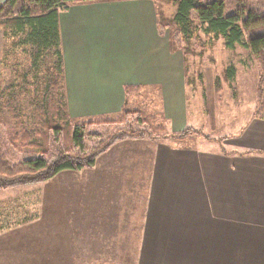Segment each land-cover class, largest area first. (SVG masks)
Returning <instances> with one entry per match:
<instances>
[{
	"label": "crops",
	"instance_id": "0c3cea01",
	"mask_svg": "<svg viewBox=\"0 0 264 264\" xmlns=\"http://www.w3.org/2000/svg\"><path fill=\"white\" fill-rule=\"evenodd\" d=\"M58 27L70 118L114 115L137 86L159 90L168 133L189 126L183 59L151 0L74 4ZM238 129L216 151L121 140L91 167L0 189V264H264V119Z\"/></svg>",
	"mask_w": 264,
	"mask_h": 264
},
{
	"label": "trees",
	"instance_id": "16d2710c",
	"mask_svg": "<svg viewBox=\"0 0 264 264\" xmlns=\"http://www.w3.org/2000/svg\"><path fill=\"white\" fill-rule=\"evenodd\" d=\"M94 1L101 0H3L0 3L3 40L10 42L12 49L31 48L32 67L37 72L44 65L47 53L53 58L50 66L45 67L41 87L29 96L27 113L21 114L14 104L16 86L0 88V107L6 108L16 128L9 142L37 153L34 158L13 160L0 131V189L40 183L63 170L91 167L121 140L170 136L186 141L198 133L190 126L168 133L166 121L152 98L137 97V86L125 88L124 102L114 115L69 117L63 89L58 13L71 5ZM173 21L187 38L194 29H199L222 36L227 48L240 45L249 51L258 64L254 116L264 119V0H177ZM8 55L5 51L1 62ZM229 71H233L232 67ZM98 126L103 130H98ZM89 140L93 141L90 145Z\"/></svg>",
	"mask_w": 264,
	"mask_h": 264
},
{
	"label": "rangeland",
	"instance_id": "374dc122",
	"mask_svg": "<svg viewBox=\"0 0 264 264\" xmlns=\"http://www.w3.org/2000/svg\"><path fill=\"white\" fill-rule=\"evenodd\" d=\"M176 1L155 0V3H152L155 6L159 29H162L163 33L161 40H169V49L173 52L167 50L169 55H178L183 59L188 125L198 132L185 143L195 146L198 150L216 151L219 149L218 137L237 133L240 124L245 123L250 115L254 116L258 64L242 46L227 48L222 36L194 29L187 38L173 21ZM30 49H12L10 42L4 40L0 46V88L11 84L16 86L13 93L14 104L21 114L29 110V96L36 94V89L41 87L45 67L50 66L53 61L51 54L47 53L42 68L38 72L33 70ZM5 51L9 55L1 62ZM231 67L232 72L229 71ZM147 92L142 93L150 99L155 98V107L158 109L161 105L159 90L157 93L153 92V97ZM169 126L170 124L166 125L167 132H170ZM14 127L13 119L2 105L0 131L10 149V157L15 161L36 157L34 149L9 142V137L16 130ZM96 128L103 130L102 126ZM205 137L210 138L207 140ZM165 140L170 141V137L165 136ZM92 143V140L88 141L89 145ZM0 200H3L4 207L12 204L4 196L0 197Z\"/></svg>",
	"mask_w": 264,
	"mask_h": 264
}]
</instances>
